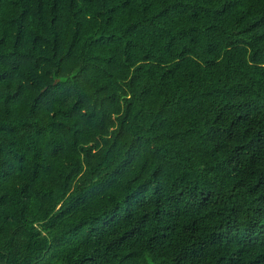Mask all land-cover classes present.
Segmentation results:
<instances>
[{"label":"trees","instance_id":"obj_1","mask_svg":"<svg viewBox=\"0 0 264 264\" xmlns=\"http://www.w3.org/2000/svg\"><path fill=\"white\" fill-rule=\"evenodd\" d=\"M0 264H264V0H0Z\"/></svg>","mask_w":264,"mask_h":264}]
</instances>
